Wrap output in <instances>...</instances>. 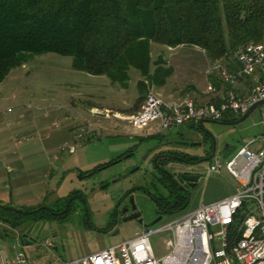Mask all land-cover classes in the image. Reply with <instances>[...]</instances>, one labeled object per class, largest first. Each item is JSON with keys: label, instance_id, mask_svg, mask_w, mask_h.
Returning <instances> with one entry per match:
<instances>
[{"label": "rangeland", "instance_id": "rangeland-1", "mask_svg": "<svg viewBox=\"0 0 264 264\" xmlns=\"http://www.w3.org/2000/svg\"><path fill=\"white\" fill-rule=\"evenodd\" d=\"M151 56L152 71L154 63L158 62L165 69L170 68L172 73L165 78L162 87L146 83L147 91L142 98L139 96L138 83L145 79L135 71L132 72L131 83L126 89L108 85L102 91L91 88L90 94L94 97L86 98L85 83H89L88 80L98 84L107 78L77 72L72 69V59L55 54L29 57L23 66L13 70L0 84V118L12 120L22 111L24 123L29 124L32 119L40 131V135L30 141L36 143L45 135L41 132L45 128L48 132L65 128L71 137L67 145L74 148L72 153L61 150L63 145L53 151L42 149L38 153L34 152V157L23 163L26 178H21L18 183L19 198L26 204L36 202V207L39 208L53 207L58 201L62 207L65 202L62 199L70 193L78 192L84 197L91 217V223L87 224L83 215L85 207L84 211L81 210L82 203L77 200L75 215L72 214L64 223L48 222L42 230V226L37 227L29 238L33 241L30 245H23L21 242L26 227L15 230L0 222V247L6 255L12 254L15 247L26 256L30 264H70L76 259L132 238L137 231L157 219L154 201L148 195L133 189L150 181L154 175V155L150 154L155 145L154 140H144L159 134L151 131L153 125L146 130H135L127 119L139 111L144 98L150 93L165 103L191 99L199 106H204L211 103L212 99L224 98L230 92L248 97L259 86L262 77V73L258 71L236 85H226L215 78L217 90L205 97H196L191 91L192 83L198 80L206 87L209 66L202 65L201 59L193 53L187 55L189 57L186 56L188 59H184V62L179 58L180 63L170 64L168 50L156 45L152 46ZM220 64L226 66V63ZM201 67H204L203 70ZM186 68L190 69L187 71ZM139 98L141 102L138 105ZM90 104L98 109H87L86 106ZM263 111L264 105L258 106L247 119H240L236 123H229L227 117L220 122H203V131L200 132L209 135V146L216 149L215 157L226 162L249 141L264 133ZM93 126L104 129L93 130ZM179 130L168 132L167 135H174ZM184 137L183 142L190 144L201 141L200 133L195 128L186 131ZM169 140L175 141L169 136L158 143L160 151L175 148L177 151L203 156V149L196 146L167 148ZM126 153L129 158L116 162ZM33 162L36 163L35 167H30ZM111 162L113 164L107 168L88 175L89 171ZM211 164L210 161L185 168V171L193 170L191 172L198 174L200 181L192 189L187 207L178 214L163 215L161 222L174 220L202 205L226 199L236 192L237 182L225 170L220 174H208ZM170 167L172 172L184 170L177 163H172ZM126 202L133 204L141 213L142 224L137 221L119 223L114 232L100 233V230L108 227L113 214ZM254 215L259 217L258 213ZM46 241L52 242L53 247L44 246ZM151 245L158 257L167 253L164 236H154Z\"/></svg>", "mask_w": 264, "mask_h": 264}, {"label": "trees", "instance_id": "trees-1", "mask_svg": "<svg viewBox=\"0 0 264 264\" xmlns=\"http://www.w3.org/2000/svg\"><path fill=\"white\" fill-rule=\"evenodd\" d=\"M249 43H264V0H0V84L29 57L55 54L72 59L73 70L106 77L111 85L123 89L130 85L132 72H138L145 79L138 83L142 98L146 83L162 87L172 73L158 62L151 70L153 45L198 48L212 63L210 67L223 62L226 66L220 65L234 71L239 68L237 52ZM211 77L217 87V77ZM222 102L223 98L212 99L209 104L218 106ZM225 117L229 123L243 118ZM191 128L201 131L191 125L174 135H157L144 141L160 143L169 136L185 140L184 133ZM175 155L183 160L180 163L196 165L202 160ZM112 164L101 165L88 175ZM161 174L160 170L158 176ZM170 192L169 201L154 193L149 195L158 214H178L187 207L189 197L175 187ZM62 200L85 201L78 192ZM59 203L25 210L0 205V222L15 230L36 223H64L71 216L70 210L64 211Z\"/></svg>", "mask_w": 264, "mask_h": 264}, {"label": "built area", "instance_id": "built-area-1", "mask_svg": "<svg viewBox=\"0 0 264 264\" xmlns=\"http://www.w3.org/2000/svg\"><path fill=\"white\" fill-rule=\"evenodd\" d=\"M236 58L238 70L229 71L217 64L210 67L206 75L216 76L226 85H236L259 71L262 73L259 86L250 96L230 92L218 106H199L191 99L165 103L150 93L139 111L127 121L135 130H146L153 125L152 132L167 135L200 122H220L227 115L244 117L253 106L264 101V43L245 45ZM68 145L65 143L60 148L72 153L74 148ZM223 170L237 182L232 196L202 205L174 220L143 228L120 244L70 264H264V133L226 162L215 157L208 174H220ZM158 235L164 236L167 244V253L160 257L151 245V239ZM44 246L53 247V244L46 241ZM13 251L7 256L0 248V264H30L17 248Z\"/></svg>", "mask_w": 264, "mask_h": 264}, {"label": "crops", "instance_id": "crops-1", "mask_svg": "<svg viewBox=\"0 0 264 264\" xmlns=\"http://www.w3.org/2000/svg\"><path fill=\"white\" fill-rule=\"evenodd\" d=\"M165 49H167L169 52L168 62L170 64L176 62L177 64L180 63L178 62L179 58H181V62H184L183 60L185 59L186 61V58L189 57L187 55H191L192 53L196 55V57L198 56L199 59H201V63H203L202 65H205V67H210V65L212 64L208 60L205 53L198 48L179 47L176 49ZM203 68L204 67H201L202 70ZM188 69L186 68L185 70L188 71ZM212 79L214 78H206V87L202 86L198 80L192 83L193 89L191 88V91H193L194 96L205 97L206 94H211L212 92L209 90L210 87H212L213 92H215L217 90V87L213 84ZM107 80L108 79L98 84L88 80L89 83H85V91H87L85 92V97H94L92 94H90V91L94 90V88L96 90L102 91V89H104L107 85L113 87L110 81ZM22 107H24V104L22 105ZM86 107L87 109L91 108L90 110L98 109L94 104L87 105ZM24 121L25 118L22 111H20L17 117L12 120L0 118V205L7 206L16 210H25L37 206L36 202H27L26 204V202L19 198L20 189L18 183L20 182L21 178H26V172L23 170V163L26 160L32 159L35 155L34 152L38 153L42 149H44V151L57 150L65 143H68L71 139L69 131L65 128L50 132L46 131L47 128H45L43 131H41L45 133V135H42L37 143L30 142L34 139L33 137L40 135V131L37 129V125L34 124V120L31 119V122L29 124L24 123ZM96 128H94V126L92 127L93 130H96ZM98 129L100 130L104 128L99 127L97 128V130ZM35 165L36 163L33 162L32 164H30V167H35ZM34 171L35 170H30V172ZM68 196L69 195H67V197Z\"/></svg>", "mask_w": 264, "mask_h": 264}, {"label": "flooded vegetation", "instance_id": "flooded-vegetation-1", "mask_svg": "<svg viewBox=\"0 0 264 264\" xmlns=\"http://www.w3.org/2000/svg\"><path fill=\"white\" fill-rule=\"evenodd\" d=\"M197 132H199V131H197ZM199 133L201 136V141L198 142V144H196V147L203 149V156L199 157L202 159V160H200V163H199V164H201V163H205V162H210L211 159L215 157L216 149H214L213 147H210L211 145L209 146V140H210L209 135H207V137H206V135L202 134V132H199ZM183 141H185V140H175V141L169 140V141H167L166 146H167V148H171L172 146H175L176 148L179 146L181 147V146H184V145L180 144V142H183ZM154 144L155 145L150 150V154L154 155L152 158V166H153L154 175L151 176L150 181H145L143 185L135 187L133 189V191H135V192L140 191L141 193H144L148 196L151 195V193H154V194L158 195L157 196L158 198H160L162 200H168L169 201L170 195H171L170 191H171L172 187H175L184 196H187L190 198V193H191L192 189H195L197 187L198 183L193 184V183L187 181L186 178L196 177V176L200 177V176L196 173L191 172L193 170L187 171V169H189V167L190 168L196 167L199 164L195 165L193 163H180L178 161H180L182 159L179 158L178 156H176L175 153L190 155L191 157H198V156L191 154V153H188V152L177 151L175 148L160 151L158 142L154 141ZM189 146H191V145H189ZM127 156H125L124 158H126ZM121 160H119V161H121ZM167 161H171V162H169L163 166V163H165ZM172 163L179 164L182 167V169L184 168V170L181 172H172L171 167H170ZM185 168H187L186 171H185ZM160 170H161L162 174H161V176H158V172ZM199 181H200V179H199ZM192 185H195L194 188H191ZM76 202L77 201L70 200L69 202L64 203V205H63L64 211L70 210V215H72V214L75 215L76 214L75 208L77 207ZM81 203L83 206V208H81V210L84 211V207H85V211L83 214L84 215V221L87 224L91 223L90 212H89V210H87L86 202L82 201ZM44 209H46V208H44ZM137 213H140L138 211V209L133 204L126 202V204L121 205L118 208V210L113 214L111 223L108 225L107 228L100 230V233H110V232L112 233V232H114L115 229L118 227L119 223L120 224L125 223L124 222L125 219H127L128 217H130L134 214H137ZM52 214L54 216V215H60L61 213H52ZM163 215H166V214H158V212H157V218L161 217V220L158 223H160L162 221ZM140 220H141V218H139L137 220H133V221H137L139 223ZM45 224H47V223L46 222L41 223V224L36 223V224L31 225V226H25L26 228H25L22 236L32 226L34 227V229H33V231H34L37 227H40V226L44 227ZM33 231L30 234L29 238L32 237Z\"/></svg>", "mask_w": 264, "mask_h": 264}, {"label": "water", "instance_id": "water-1", "mask_svg": "<svg viewBox=\"0 0 264 264\" xmlns=\"http://www.w3.org/2000/svg\"><path fill=\"white\" fill-rule=\"evenodd\" d=\"M261 105H264V101L263 102H261V103H259L258 105H255V106H253L251 109H250V111L241 119V121H244L245 119H247L252 113H253V111L258 107V106H261ZM202 122H200V123H198V128H200L201 129V131H203V128H202ZM180 144L181 145H184V146H189V145H191V146H196V144H190V143H188V142H180ZM126 158H129V156H127ZM135 171H138V169H136ZM135 171H133V172H135ZM126 176H128V175H125V177ZM199 179H200V177H198V176H196V177H188V178H186V180L187 181H189V182H191V183H193V184H197L198 183V181H199ZM116 182V181H115ZM194 186L195 185H192L191 186V188H194ZM42 209H44V208H42ZM12 210V209H11ZM35 212H38V211H35ZM139 218H141V213H137V214H134V215H132V216H130V217H128L127 219H125V221L124 222H130V221H133V220H137V219H139ZM161 220V217H159V218H157L153 223H151L150 225H148V226H144L143 228H150V227H152V226H154L155 224H157L159 221ZM139 224L141 225L142 224V221L140 220L139 221ZM42 228H43V226L41 227V230H42ZM33 229H34V227L32 226L22 237H21V242H22V244L23 245H29V244H31L33 241L32 240H29V236H30V234L32 233V231H33ZM39 235H40V232L38 233V235H37V238L39 237Z\"/></svg>", "mask_w": 264, "mask_h": 264}]
</instances>
